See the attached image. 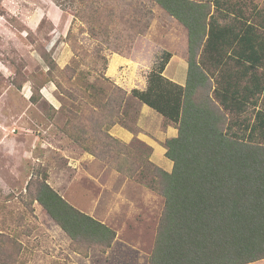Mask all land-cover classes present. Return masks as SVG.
Wrapping results in <instances>:
<instances>
[{
	"label": "rangeland",
	"instance_id": "1",
	"mask_svg": "<svg viewBox=\"0 0 264 264\" xmlns=\"http://www.w3.org/2000/svg\"><path fill=\"white\" fill-rule=\"evenodd\" d=\"M221 3L223 25L228 8L264 21V0ZM179 50L186 59L185 29L153 0H0V264H148L164 201L149 150L109 134L135 129L139 102L126 91L128 66L107 67L113 54L139 52L147 82L163 53ZM221 70L204 65L211 86ZM255 109L226 112L229 131L246 138ZM43 182L124 247L73 243L34 200Z\"/></svg>",
	"mask_w": 264,
	"mask_h": 264
},
{
	"label": "trees",
	"instance_id": "2",
	"mask_svg": "<svg viewBox=\"0 0 264 264\" xmlns=\"http://www.w3.org/2000/svg\"><path fill=\"white\" fill-rule=\"evenodd\" d=\"M153 2L185 29L188 68L184 86L170 81L163 76L170 58L164 52L149 72L145 90L129 93L177 129V136L164 142L172 170L165 172L147 160L152 187L164 201L148 264L260 261L264 259V21L258 15L260 21L252 22L240 9L228 8L226 15L232 17L223 25L218 19L225 8L221 0ZM207 62L215 74L231 62L239 71L230 76L222 69L211 86L203 71ZM249 105L257 109L251 126L242 121L249 134L241 139L229 131L225 113H244ZM34 200L73 243L103 251L111 247L115 231L74 208L48 184L39 185Z\"/></svg>",
	"mask_w": 264,
	"mask_h": 264
},
{
	"label": "crops",
	"instance_id": "3",
	"mask_svg": "<svg viewBox=\"0 0 264 264\" xmlns=\"http://www.w3.org/2000/svg\"><path fill=\"white\" fill-rule=\"evenodd\" d=\"M228 55L226 56L228 57ZM139 56V52H136L135 58L133 56L126 57L117 54L109 57L107 75H116L121 66H128L131 77H127L128 79H126L129 84L128 88H126L127 92L133 89L143 91L147 86L146 80L142 79L143 77L140 74L143 69V63ZM229 64H232L233 70L227 74L235 75L238 73V66L232 62L225 65L227 71L230 72L231 66L229 67ZM187 68V62L181 50L172 52L163 71V76L180 86H184L187 78ZM157 115L159 114L154 110L139 102V113L136 119L135 129L132 130L127 127L115 125L111 127L109 134L124 145H129L134 141L141 143L149 150L148 161L165 172H170L172 170V162L165 157L166 148L164 142L168 139L175 138L177 136V129L174 125L167 123L162 116ZM116 243H120L118 242L117 236H115L109 249ZM123 245L129 247L126 244ZM120 246L124 247L122 243H120ZM118 250L123 251L121 249ZM249 264H264V259Z\"/></svg>",
	"mask_w": 264,
	"mask_h": 264
}]
</instances>
